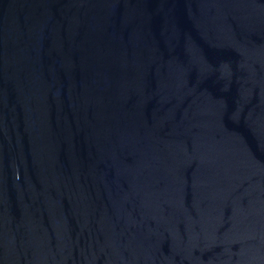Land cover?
I'll use <instances>...</instances> for the list:
<instances>
[{
	"label": "water",
	"instance_id": "obj_1",
	"mask_svg": "<svg viewBox=\"0 0 264 264\" xmlns=\"http://www.w3.org/2000/svg\"><path fill=\"white\" fill-rule=\"evenodd\" d=\"M0 264H264V0H0Z\"/></svg>",
	"mask_w": 264,
	"mask_h": 264
}]
</instances>
